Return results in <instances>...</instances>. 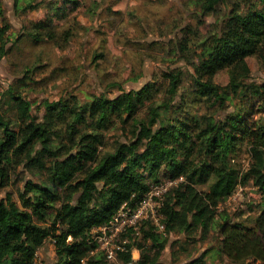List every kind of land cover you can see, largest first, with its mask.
<instances>
[{"label": "trees", "instance_id": "obj_1", "mask_svg": "<svg viewBox=\"0 0 264 264\" xmlns=\"http://www.w3.org/2000/svg\"><path fill=\"white\" fill-rule=\"evenodd\" d=\"M231 1V9L199 40V51L190 59L184 55L189 71L163 75L167 86L161 101L147 83L113 98L43 100L37 120L25 95L35 68L0 94V190L19 166L33 177L24 182L17 202L9 195L0 200V264H35L46 241L54 247L53 264H165L161 254L168 239L150 220L138 233L127 232L135 237L113 261L98 251L91 254L90 242L92 230L107 224L123 203L136 205L159 184L161 171L167 179H184L163 198L166 234L191 237L199 228L218 227L220 253L237 264H264V200L254 219L233 222L223 214L216 221L218 206L239 186L251 183L264 191V81L250 80L248 64L264 52V0H195V5L201 15H210ZM40 5L53 15L63 11L53 0H14L19 13ZM33 28L15 41L26 36L34 43L67 44L72 36L70 30L59 32L48 17ZM171 50L188 54L187 39L177 40ZM221 72L226 85L216 82ZM148 102L146 116L140 117ZM198 104L217 105L218 111L195 116ZM116 127L123 139L108 147L104 132ZM244 140L249 167L240 170L235 160ZM201 185L207 190H198ZM134 249L140 251L136 260ZM172 264L207 262L201 254Z\"/></svg>", "mask_w": 264, "mask_h": 264}, {"label": "rangeland", "instance_id": "obj_2", "mask_svg": "<svg viewBox=\"0 0 264 264\" xmlns=\"http://www.w3.org/2000/svg\"><path fill=\"white\" fill-rule=\"evenodd\" d=\"M53 1L63 7L62 12L53 15L44 5H40L35 10L19 13L14 8V0H0V32L4 31L5 51L0 58V94L23 77L27 69L35 68L31 75V87L25 95L37 120L43 116V100L55 101L72 95L85 102L89 97L101 94L113 98L125 91L139 90L147 83L154 85L156 91L153 89L152 93L161 101L167 86L163 75L178 69L189 71L185 67L184 55L190 59L193 53L199 51V40L208 35L233 5L231 1L228 5L217 6L213 14L201 15V11L196 9L195 0ZM47 17L58 26L59 32L70 30L72 36L67 44L62 41L54 44L34 43L26 36L21 41H15L20 34L25 35ZM181 38L187 39L188 54L180 50L177 54L171 52V47ZM58 45L62 48H58ZM248 64L250 80L257 83L264 81V52L250 57ZM216 82L226 85V73H219ZM109 85L116 86L108 88ZM182 91L179 90V93ZM149 104L140 110V117L146 116ZM198 106L192 109L195 116L218 111L217 105L211 108ZM225 110L228 112L231 108ZM218 115H224V111L220 110ZM257 117L255 115V119ZM117 127L104 132L108 147L115 144L117 138L123 139ZM246 141H243L235 160L240 170L249 167ZM160 178V183L171 180L167 179L165 171H161ZM29 179H33L31 174L19 166L10 176L8 184L0 190V200L9 195L17 202L24 182ZM176 180L171 188L176 189L184 182L183 178ZM197 189L206 191L207 185L197 186ZM263 200L264 191L253 184L239 186L230 198L218 206L216 221L220 223L219 216L223 214L233 222L254 219ZM129 237L135 235H122L120 243L124 245ZM165 237L168 244L161 254L165 264L186 261L201 254L205 255L207 264H237L219 252L221 238L218 227L199 228L191 237L184 233H165ZM139 255V250H132L134 259H138ZM54 261V247L50 241H46L36 253L35 264H53ZM247 262L263 264L260 261Z\"/></svg>", "mask_w": 264, "mask_h": 264}, {"label": "built area", "instance_id": "obj_3", "mask_svg": "<svg viewBox=\"0 0 264 264\" xmlns=\"http://www.w3.org/2000/svg\"><path fill=\"white\" fill-rule=\"evenodd\" d=\"M176 182L177 180H170L169 183L152 186L136 205L123 203L107 224L92 230L90 242L95 245V249L91 250V254L98 251L107 260L113 261L117 252L124 251L123 244L120 243L121 236L130 230L138 233L139 226L148 220L159 232L165 234L161 213L163 198Z\"/></svg>", "mask_w": 264, "mask_h": 264}]
</instances>
